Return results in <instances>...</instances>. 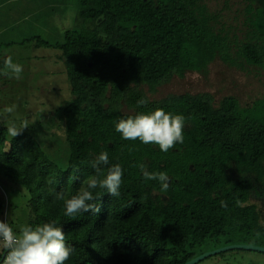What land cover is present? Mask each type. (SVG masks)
Listing matches in <instances>:
<instances>
[{"label": "trees", "instance_id": "trees-1", "mask_svg": "<svg viewBox=\"0 0 264 264\" xmlns=\"http://www.w3.org/2000/svg\"><path fill=\"white\" fill-rule=\"evenodd\" d=\"M49 4L39 1L10 23L32 28L45 11L48 23L51 14L74 23L59 40L23 39L60 53L71 99L54 114L66 150L55 160L27 133L7 144L0 121V204L6 196L11 208L16 185L28 196L12 209L21 214L10 222L14 232L56 221L74 249L65 264H185L209 242L264 247L263 212L251 201L264 193V91L243 108L231 96L215 107L205 93L148 98L173 77L204 71L216 59L230 67L264 68V0H245L242 38L225 28L206 0ZM5 27L4 34L9 22ZM140 99L147 103L138 105ZM157 108L185 117L184 142L167 153L158 145L124 140L115 130L120 119ZM101 152L123 169L120 195L98 188L93 194L101 196L92 201L98 214L65 216L64 202H53L49 189L75 195L94 174L90 162ZM141 164L168 174L167 192L157 181H145Z\"/></svg>", "mask_w": 264, "mask_h": 264}, {"label": "rangeland", "instance_id": "rangeland-1", "mask_svg": "<svg viewBox=\"0 0 264 264\" xmlns=\"http://www.w3.org/2000/svg\"><path fill=\"white\" fill-rule=\"evenodd\" d=\"M40 1L46 2V0ZM206 5L211 13L219 16V21L227 30L232 32L231 34H236L240 38L245 35V29L242 26L245 0H206ZM46 15L48 12L45 11V14L38 17L41 21L37 20L35 24L32 22L35 25L32 28L30 26L32 24L13 28L9 21V31L4 34L5 37L0 44L1 53L4 55L6 51H10L18 54L11 57L14 63L25 65L26 71L23 70L21 77L31 72V78L29 83L22 84L19 81H14L15 78L5 75L4 70L0 72V119L4 121L6 127L12 122H15L19 127L26 121L28 127L22 129L20 133L31 135L41 150L55 160L58 156L60 160L66 150V145L63 137V126L55 117L54 111L71 99L69 85L65 74L55 80L56 75L53 72L55 64L50 59L40 60L44 62V69L38 73H33L35 66L24 60V57L33 53L34 44L21 42L23 39H29L34 35H39L46 40H59L65 30L74 27V23L67 16V20L62 21L60 26H54L55 29L49 25L51 23H48L47 19H42L47 18ZM42 21L46 26L41 24ZM35 32L38 33L32 34ZM63 67L61 66L58 70L64 71ZM37 83L44 84L45 87L44 85L40 87L36 85ZM40 88L42 90H39ZM44 88L47 89L44 90ZM263 91L264 68L248 65L230 67L216 59L204 71H188L185 72L183 78L173 77L170 83L160 87L153 96L148 95V98L151 101H157L169 94L195 95L205 93L212 96L215 107L223 98L231 96L235 97L239 106L243 108L250 107L254 101L262 96ZM12 106H15L14 110L8 112L7 109ZM11 138L12 136L8 134L7 144ZM14 189L12 206L11 208L9 206L10 214H12L13 207L19 208L20 202L28 198L26 189L22 186L16 185ZM13 213L16 216L13 218L21 216L19 212L14 211ZM11 219L10 216V221ZM225 246L223 241L209 242L203 251L207 253ZM198 264H264V254L244 250L227 251L211 256Z\"/></svg>", "mask_w": 264, "mask_h": 264}, {"label": "clouds", "instance_id": "clouds-1", "mask_svg": "<svg viewBox=\"0 0 264 264\" xmlns=\"http://www.w3.org/2000/svg\"><path fill=\"white\" fill-rule=\"evenodd\" d=\"M3 70L5 75L20 79L23 66L14 63L12 57L8 56L3 61ZM146 103L145 99L137 101L138 105ZM14 107H9L7 111L12 112ZM27 127L26 121L19 127L12 122L8 125L7 132L15 137ZM184 127L185 117L182 114L166 113L162 108L148 114L138 113L127 119H120L115 124V130L121 134L122 139L132 141L138 139L145 145H158L159 150L164 153L175 148L177 143L183 144ZM90 163L94 174L82 182L75 195L69 198L65 190L58 192L55 187L49 189L53 202H64V215L67 217H75L89 211L93 215L98 214L101 211L100 207L97 203H92L101 196L93 194L98 188L114 197L120 195L123 175L121 165L118 163L110 165L107 152L99 153ZM139 167L145 181H157L161 185L160 190L167 192L170 183L167 173L150 172L144 164ZM55 183L56 181L52 179L47 180L49 185ZM222 206L226 207V204L222 202ZM0 249L4 252L2 264H65L74 251L66 245L65 233L61 227L56 226L54 220L36 227L23 225L18 233L14 232L9 223L0 221Z\"/></svg>", "mask_w": 264, "mask_h": 264}, {"label": "crops", "instance_id": "crops-1", "mask_svg": "<svg viewBox=\"0 0 264 264\" xmlns=\"http://www.w3.org/2000/svg\"><path fill=\"white\" fill-rule=\"evenodd\" d=\"M39 1L40 0H0V14H1L0 15V44L2 43L3 38L5 37L3 29L5 28V25L7 24V22L12 21L13 19H19L18 16L21 15L20 12H22V10H24L25 8H29V7H31L33 5H35ZM46 2L48 4L50 3L49 6L53 5V7H57L60 4L61 0H52L50 2H48V0H46ZM10 5H11V7H9ZM18 9H19V12L17 13ZM54 11L57 12L56 9H54ZM48 15H50V14H48ZM54 18L52 17V14H51V18H50L51 20L50 21L52 23H51L50 26H52V27L60 26L61 22H62L61 19L59 17H58L59 19L58 18L54 19ZM1 32H3V33H1ZM21 42H23V40ZM32 50H33V53L29 54V56H27V57H24V60H26L32 66H35V69L33 70V73H38L39 71H42L44 69V62H42L40 60L50 59L55 64V67L53 68V72L56 75L55 76V80H57L59 76L62 77V74H65V68L64 67H63L64 71H62L61 69L58 70V68H60L61 66H64L63 62H62V60L60 58V53L59 52H57L55 50H51V49L41 48V47L37 48L35 45L32 48ZM1 55H2V53H0V59L7 58L8 56H16L18 54L11 53L10 51L9 52L6 51L4 53V55H2V56ZM20 56H19V58H20ZM32 62H33V64H32ZM25 69H26V67L24 65L23 66V70L26 71ZM27 74L28 75H25L24 77H21L20 79H13V80L14 81H19L22 84L29 83L30 82V78H31V76H30L31 72H28ZM51 84H53V83H51ZM36 85H39L40 87H42V85H44V84L37 83ZM44 87H45V85H44ZM46 89L47 88H44V90H46ZM39 90H42V89L40 88ZM1 120L2 119H0V121ZM3 123H4V121H3ZM10 216H11L12 219H14L13 217H15V216H14L13 211H12V214H10Z\"/></svg>", "mask_w": 264, "mask_h": 264}, {"label": "water", "instance_id": "water-1", "mask_svg": "<svg viewBox=\"0 0 264 264\" xmlns=\"http://www.w3.org/2000/svg\"><path fill=\"white\" fill-rule=\"evenodd\" d=\"M89 67H91V64H89ZM235 250L254 251V252L264 254V247L235 244V245L225 246L223 248H220V249H217L211 252L203 253L202 255L197 256L196 258L192 259L191 261L185 264H198L211 256L218 255L223 252L235 251Z\"/></svg>", "mask_w": 264, "mask_h": 264}, {"label": "built area", "instance_id": "built-area-1", "mask_svg": "<svg viewBox=\"0 0 264 264\" xmlns=\"http://www.w3.org/2000/svg\"><path fill=\"white\" fill-rule=\"evenodd\" d=\"M1 192L3 193L1 187H0ZM0 221H4L10 224V211H9V203L8 200L6 199V196L3 197V201H2V205L0 207ZM1 250V259H0V264H2V260H3V250Z\"/></svg>", "mask_w": 264, "mask_h": 264}, {"label": "flooded vegetation", "instance_id": "flooded-vegetation-1", "mask_svg": "<svg viewBox=\"0 0 264 264\" xmlns=\"http://www.w3.org/2000/svg\"><path fill=\"white\" fill-rule=\"evenodd\" d=\"M251 201H252V203H253V201H256V203L258 204L259 211L261 213L263 212V216H264V193H263V196L259 197L258 199H256L255 196H253Z\"/></svg>", "mask_w": 264, "mask_h": 264}]
</instances>
